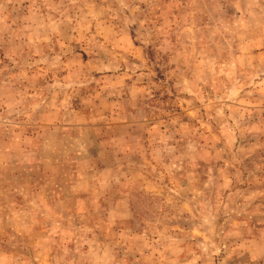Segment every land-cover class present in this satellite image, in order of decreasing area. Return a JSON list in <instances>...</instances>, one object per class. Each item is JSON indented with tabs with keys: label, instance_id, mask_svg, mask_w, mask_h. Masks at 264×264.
<instances>
[{
	"label": "rangeland",
	"instance_id": "obj_1",
	"mask_svg": "<svg viewBox=\"0 0 264 264\" xmlns=\"http://www.w3.org/2000/svg\"><path fill=\"white\" fill-rule=\"evenodd\" d=\"M0 264H264V0H0Z\"/></svg>",
	"mask_w": 264,
	"mask_h": 264
}]
</instances>
